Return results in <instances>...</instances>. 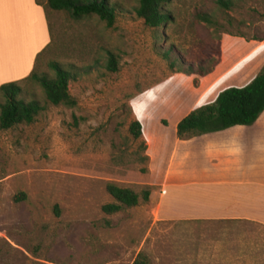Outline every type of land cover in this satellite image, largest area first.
I'll use <instances>...</instances> for the list:
<instances>
[{
	"label": "rangeland",
	"instance_id": "374dc122",
	"mask_svg": "<svg viewBox=\"0 0 264 264\" xmlns=\"http://www.w3.org/2000/svg\"><path fill=\"white\" fill-rule=\"evenodd\" d=\"M108 1L117 9L111 27L93 13L46 11L52 42L36 69L52 73L47 63L55 60L78 72L68 85L76 105H52L28 81L24 99H38L44 109L31 124L0 129V264H131L138 254L148 264H264L258 221L162 214L160 196L101 211L113 202L107 182L141 194L162 173L148 167L143 133L133 139L128 132L132 120L182 116L258 73L264 0H231L229 9L216 0H171L174 20L155 29L135 15L137 0ZM196 7L213 23L193 19ZM107 51L116 71L105 66ZM176 57L204 59L210 72L203 79L177 72L168 66ZM206 85L211 91L202 96ZM182 192L169 187L166 199ZM173 208L180 213L187 203Z\"/></svg>",
	"mask_w": 264,
	"mask_h": 264
},
{
	"label": "crops",
	"instance_id": "0c3cea01",
	"mask_svg": "<svg viewBox=\"0 0 264 264\" xmlns=\"http://www.w3.org/2000/svg\"><path fill=\"white\" fill-rule=\"evenodd\" d=\"M51 42L49 15L36 0H0V85L26 77L37 54ZM210 91L206 85L198 92L207 96ZM218 92H212V101ZM198 105L182 116H165L169 131L163 129L165 118L152 119L149 124L138 120L146 141L148 167L162 172L150 183L149 200L161 197L162 214L264 223V111L251 125L179 139L178 121ZM169 187L183 192L166 199ZM177 200L187 203V210L176 213L173 203Z\"/></svg>",
	"mask_w": 264,
	"mask_h": 264
},
{
	"label": "trees",
	"instance_id": "16d2710c",
	"mask_svg": "<svg viewBox=\"0 0 264 264\" xmlns=\"http://www.w3.org/2000/svg\"><path fill=\"white\" fill-rule=\"evenodd\" d=\"M47 9L54 11H66L73 17L86 14H96L104 21L107 27H111L116 18L117 9L108 0H36ZM171 0H137L134 7L135 15L149 28H159L168 21H173L172 11L167 7ZM216 3L225 9L232 6L231 0H216ZM192 17L195 20L212 24L213 20L206 11L194 8ZM44 48L35 58L32 71L24 78L10 81L0 85V129H9L19 124H31L37 115L44 109L38 99L26 100L23 97L25 82L36 83L43 91L45 99L52 105H76L75 98L69 93V81L75 78L76 73L64 64L50 60L47 65L52 73L38 71L37 61L49 49ZM167 50L164 52L168 57ZM106 68L110 71L117 70V61L111 51H107ZM177 58V57H176ZM178 61V62H177ZM177 61H169V68L175 69L187 75L203 77L210 71L206 67V61L201 59L197 63L187 62L180 58ZM264 111V64L258 73L242 86H229L218 92L211 103L194 107L176 125V135L179 139H188L203 133H209L226 129L234 125H251ZM128 132L133 139H139L142 135L141 123L132 120L128 126ZM106 192L112 197L113 202L101 206L105 214H113L124 207H133L149 200V191L141 194L128 187L120 186L113 182H107ZM24 197L20 194L18 198ZM17 199V198H16ZM131 264H148L142 254H138Z\"/></svg>",
	"mask_w": 264,
	"mask_h": 264
}]
</instances>
